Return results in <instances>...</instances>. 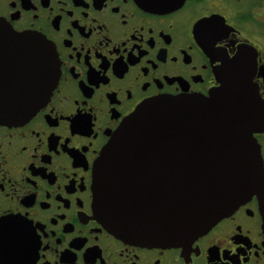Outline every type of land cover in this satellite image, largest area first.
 Wrapping results in <instances>:
<instances>
[{
  "label": "flooded vegetation",
  "instance_id": "af4514ba",
  "mask_svg": "<svg viewBox=\"0 0 264 264\" xmlns=\"http://www.w3.org/2000/svg\"><path fill=\"white\" fill-rule=\"evenodd\" d=\"M0 21L54 48L59 76L28 122L0 126V264H264L256 197L191 243L146 248L108 232L93 165L159 96L208 97L251 78L264 165V0H0Z\"/></svg>",
  "mask_w": 264,
  "mask_h": 264
},
{
  "label": "water",
  "instance_id": "95a60500",
  "mask_svg": "<svg viewBox=\"0 0 264 264\" xmlns=\"http://www.w3.org/2000/svg\"><path fill=\"white\" fill-rule=\"evenodd\" d=\"M59 76L52 45L0 21V126L32 119ZM208 97L159 96L122 122L93 165V206L109 233L146 248L191 243L256 197L264 165L253 134L257 93L230 74Z\"/></svg>",
  "mask_w": 264,
  "mask_h": 264
}]
</instances>
